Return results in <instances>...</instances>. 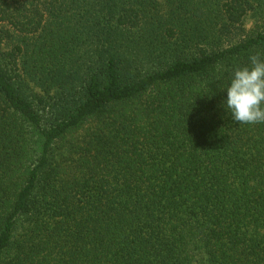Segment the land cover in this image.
Listing matches in <instances>:
<instances>
[{"label":"trees","instance_id":"obj_1","mask_svg":"<svg viewBox=\"0 0 264 264\" xmlns=\"http://www.w3.org/2000/svg\"><path fill=\"white\" fill-rule=\"evenodd\" d=\"M251 55L264 0H0V264H264Z\"/></svg>","mask_w":264,"mask_h":264},{"label":"clouds","instance_id":"obj_2","mask_svg":"<svg viewBox=\"0 0 264 264\" xmlns=\"http://www.w3.org/2000/svg\"><path fill=\"white\" fill-rule=\"evenodd\" d=\"M224 92L222 106L232 121L264 123V58L251 55L247 65L236 67Z\"/></svg>","mask_w":264,"mask_h":264}]
</instances>
